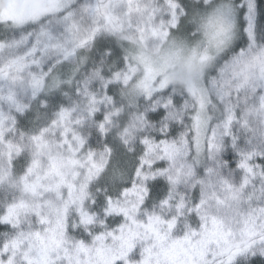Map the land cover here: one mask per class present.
<instances>
[{
  "label": "clouds",
  "instance_id": "obj_1",
  "mask_svg": "<svg viewBox=\"0 0 264 264\" xmlns=\"http://www.w3.org/2000/svg\"><path fill=\"white\" fill-rule=\"evenodd\" d=\"M86 2L94 0H36L47 11L20 23L3 16L10 0H0V210L24 202L16 232L41 228L47 217L44 227L56 229L77 264L80 242L88 236L94 247L91 237L109 230V216H120L125 232L141 233V256L155 245L154 261L174 237L205 221L211 226L213 218L264 229V76L253 70L246 88L237 91L234 80L221 98L209 78L223 60L189 66L190 50L212 39L191 17L161 37L151 34L146 15L121 7L114 30L85 10ZM187 2L211 13L244 0ZM155 3L164 15L167 0ZM257 3L261 46L264 0ZM232 32L235 48L239 23ZM97 37L109 47L98 46ZM37 39L40 50L32 53ZM26 176L39 178L37 191L25 187ZM149 215L177 221L168 240L144 238L138 222ZM13 234L0 229L5 238ZM241 259L264 264L259 252Z\"/></svg>",
  "mask_w": 264,
  "mask_h": 264
},
{
  "label": "snow or ice",
  "instance_id": "obj_2",
  "mask_svg": "<svg viewBox=\"0 0 264 264\" xmlns=\"http://www.w3.org/2000/svg\"><path fill=\"white\" fill-rule=\"evenodd\" d=\"M35 4L36 0H10V6L3 16L23 23L25 20L35 18L42 11H47ZM121 7H125L128 14L136 12L146 15V23L151 34L156 36H166L168 29L173 26L185 28L189 17L198 23L205 35L212 39L209 41L210 46L203 50L192 48L188 63L190 67H203L213 61L223 60L217 76L209 78L211 88L215 89L221 98L226 91L230 94L234 80L239 81L236 84L237 91L246 88L253 70L258 69L260 75L264 76V45H257L260 29V8L257 0H244L238 8L230 3L220 4L211 13L201 12L200 5H191L187 0H167L166 13L162 16V9L155 0H94V3L86 2L84 5L85 10L102 17L114 30H119L121 26L118 15V9ZM184 9H187V12ZM71 15V12L67 13V16ZM235 23L240 25L241 39L234 48L232 27ZM48 36L50 39L54 38L51 33H48ZM96 43L101 48L109 47L108 41L103 37H97ZM39 45L40 41L37 39L31 52L38 53ZM236 48H239L238 52ZM240 163L241 166H247L246 161ZM19 164L22 168L23 161L21 160ZM31 172L32 169L29 168L28 175ZM25 187L33 192L37 191L40 187L39 178L29 181L26 176ZM158 187L159 185L154 186L153 190L156 191ZM24 207V202L20 201L0 210V229H8L14 233L10 238L0 236V264H71L68 249L63 239L57 236L56 229L44 227L49 224L47 217H40L41 228L29 232H16L12 226L13 219L18 216V209ZM120 220V216H116L115 219L109 216V230L98 231L91 237L97 242L94 247L86 243L89 237H84L79 244L83 258L78 257L77 264H243L241 259L243 256L253 252L264 254V229H258L247 219L238 228H234L231 224L213 218L211 226L205 221L197 229L174 237L167 246L162 247V260L154 261L153 255H160L153 253L152 248L155 245L145 247L146 255L141 256L136 243V237L141 233L125 232V226L120 225ZM138 223L145 234L144 238L151 236L156 243H162L168 240L177 221L149 215L146 221ZM111 225H118L119 231ZM162 225H167V231H161ZM109 238L119 243L114 246L108 242Z\"/></svg>",
  "mask_w": 264,
  "mask_h": 264
}]
</instances>
